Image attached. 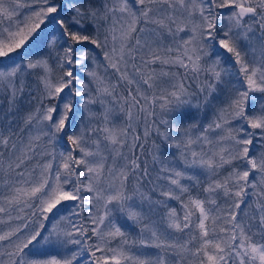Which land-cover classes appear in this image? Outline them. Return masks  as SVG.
I'll return each instance as SVG.
<instances>
[{
	"label": "snow or ice",
	"instance_id": "6c2138e0",
	"mask_svg": "<svg viewBox=\"0 0 264 264\" xmlns=\"http://www.w3.org/2000/svg\"><path fill=\"white\" fill-rule=\"evenodd\" d=\"M0 264H264V0H0Z\"/></svg>",
	"mask_w": 264,
	"mask_h": 264
}]
</instances>
